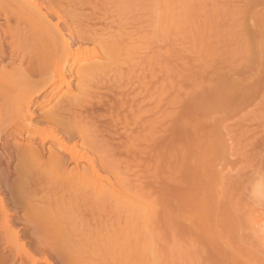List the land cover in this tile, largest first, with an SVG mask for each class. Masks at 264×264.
I'll return each mask as SVG.
<instances>
[{
  "label": "bare ground",
  "instance_id": "obj_1",
  "mask_svg": "<svg viewBox=\"0 0 264 264\" xmlns=\"http://www.w3.org/2000/svg\"><path fill=\"white\" fill-rule=\"evenodd\" d=\"M53 1L0 0V88L4 86L12 87V91L0 95V158H5L9 155L5 149L7 146V141L13 135L20 142L25 139L29 141L39 140V143L42 145V147H45L48 142H51L53 148L60 151L59 153H51L48 158H46L39 152L38 148L29 147V149L27 148L26 150L19 149L17 156L19 157L20 161L17 165V169L15 170V177L13 178V181H11V178L8 177V174H4L0 177V181L4 182L5 184L0 185V264H40L41 261H43V259L38 260V258H36L33 253L28 251L29 249H27L25 244L26 241H23L25 237L26 239L29 237V241L31 242L32 240V242L35 244L33 245L32 243V246H37L35 243L36 240L34 242L32 239V236H34V233L32 235L30 232L32 229L35 232L38 230L36 228H44V230L43 228H39V230L43 233H40L38 230L40 234L38 239H40V241L41 238L43 239V237H45V235H43V237H41V235L46 233L47 236L52 238L48 239L46 236L47 238H45V240L47 239V241H54V239L55 241H60L59 238L61 239L62 237L64 239L67 237L68 239L69 233L72 231H69L70 228H68L69 230L64 228L66 224L64 227L62 225L63 228H59V224L56 226L57 223L55 227H53L54 225L51 222L55 219V217L51 222H49L53 226L51 227L48 224V226L52 228L51 230L50 228H46L45 224L42 223V219H45L46 216L48 217L50 214H53V212L50 210L45 211L44 209L43 211L41 208H39L41 200H38V204L34 199V194H36L38 186L31 183L32 180L34 181L35 178L40 177L42 172H46V174L50 175L47 176L50 178L52 177V179L61 180L63 184L66 183L65 187L68 188L69 186L71 187V190L74 188V190L76 189L77 192L79 190L80 193H83L81 191L90 190L98 194L99 197L100 195H102V198L104 196V200H107L105 197L108 199L118 198V200H115L116 202L114 201L115 204L119 206L118 208H121V210L124 208L131 210L132 206L137 204L138 201L134 200L132 196L129 197L126 195V199H128L130 202L127 204L128 206L123 203V189L116 185L117 182L114 183V180L121 178L122 175H127V173L128 175H131L132 172V174L136 176L139 173L138 168L140 167L137 165V161H141L143 164L142 156L144 155L146 156V160L148 159L146 162L147 164H145L149 165L150 169L152 167L151 172H148L149 175L156 170L155 175L159 176L157 174L158 170L156 168V163L157 167L160 169V166H158V161L163 159L160 155H158L161 150L159 147L165 146L167 141H169L167 143L169 147L162 149L164 151L168 149L166 151L170 153L168 155L171 156L176 168L173 167V170L170 168L172 172L171 174L173 176V180L170 181L173 184H170L169 187L166 185L165 187V190L166 188H170V193H168V190L167 192L165 190L164 192L162 191L163 195L166 193L169 195L168 196L166 194L165 196L167 199L169 198V202L171 200V205L168 204V202L162 203L171 206L168 214L170 217V226L173 233V239H184L191 241L193 246L187 251L192 254L194 258L199 259L200 264H264V210H255L257 215L254 219H250L248 229H246L243 223L237 218V213L242 209L240 208V200L236 195L240 190L246 189L253 185L256 188H259V192L256 193V196L261 197V195H264V175L262 174L264 172V109L260 108L259 111L255 110L256 112H253L254 114L250 112L252 114L250 119L243 120L242 117L243 114H250L249 109H251L250 107L254 106V102L251 101H255L257 99L258 93H261L260 91L258 92V89H260L261 86L262 88L264 86L263 82L256 83L257 80H264V26H262L264 19L261 17L258 19L256 11L257 6H253L251 10V19L257 20L256 25L247 27L243 33L246 36V52L250 55V58L247 61L248 66L243 69V71L241 70L239 73L237 72V74H235L236 81H234L232 87L228 86L227 88H224L228 91L227 96L230 97V99L232 98V100H235L236 106L234 109H232V112L237 118L240 119L236 125L237 129L234 130V128L233 130H230L233 127L228 128L229 126L226 127V125H223V122L222 125L221 123L218 124L217 122L222 120L219 118L220 115L218 116L220 113L216 111L208 112L205 108L200 106L197 107L195 103H191L192 105L189 107L193 110L189 108V110L186 111V108L188 107H182L185 109V114L183 113L184 117L182 120L181 117L180 119H177L179 120L178 123L175 121L176 119L174 120L175 122H173L177 124L180 123L179 125L175 124L178 134L174 132L175 130L173 133H171L173 129H169L168 133L175 135L177 134V136H168L165 139L164 136H167L164 131V129L167 128L165 125L161 128L162 132L158 130L160 128L157 129V131L161 132L163 137L160 134L159 136L157 135L156 129L154 131V128L159 127V125H157L159 121H155L159 120L157 113L161 110V106H159L160 102L157 101L153 96L151 99H149V103L145 105L144 101H135L134 99L130 98L134 103L129 106L128 102H131V100L127 97V93L125 94V92L129 90L122 91L119 92V95L117 93L116 96H114V98L117 97L116 100L119 101L118 103L116 101L112 102V100L109 98L111 104L108 103L109 100L107 101V104H110L108 105L110 107L108 108V106H106V112H102L99 109V111L102 113L99 112L100 114H98L94 111H91V109H89L91 111L89 112L87 109L90 107V104L95 102L97 99L99 93L98 91L95 98H85V100L83 98L81 102L79 101L81 104L76 106L77 108H72L75 104L74 102L77 101V99H75L77 97L71 93L73 84L71 85V83L67 80L70 78H73V80H81V83H79L80 85L78 84L77 86H79V89L82 87L81 91H84L86 88L84 84L90 80H98L97 78L101 79L100 77L102 76L115 77V74L117 75L115 69H120L119 67H115L117 65L116 61L118 62V60H121L122 58L127 59V57L133 53V51H138L140 46H143V40H141L143 36L140 34L141 38L137 39L135 37L138 36V27H136L138 24L136 25V23L132 24L133 26L129 23L130 27L128 23L127 25L125 23L123 24L128 26V33H125L126 30H123L124 32L122 34L121 30L126 26L123 27L120 23L121 26L119 27L120 29L118 30L117 34L115 31L114 36L112 35L114 32L113 29L116 30L117 27L112 28V30L111 27H109L110 29L107 27L109 31H105L107 32V35H103V29L100 30L101 27L99 28L97 26L100 24L103 25V21L101 22L100 20L101 23L98 24V20L94 19L98 17H95V15L93 17V15L90 14V17L92 16L93 20L95 21L89 20L90 22L88 23V19L85 20L88 24L97 23V30H100L101 34L98 33L96 29H94L95 25H87L86 22L81 24V22L79 23L77 20L80 27L81 25L84 26L85 24V27L89 26L87 29H82L83 27L78 29L80 27H76L77 21H74L76 17L73 16L71 20L66 18V15H63L62 12L54 8L57 4L54 2V5L52 3ZM59 4L61 3H58L57 7H59ZM115 4L120 8H131L135 6L132 5L133 3H125L124 0H118V2ZM93 14L95 13L93 12ZM88 17L89 16L86 18ZM104 21L107 22V20ZM106 22H104V25ZM73 24H75V26H73ZM134 26L136 28H133ZM131 28L135 29L136 32L134 33H137V35H131L133 33V29L131 30ZM110 30L113 32L111 33ZM108 33L110 34L108 35ZM257 63L262 65V70L255 69V65ZM132 72L133 70H129L128 73L132 74ZM111 73L115 74L112 75ZM151 76H153V73H151ZM152 78V81L149 83L155 88L156 83H154L155 81ZM101 80H103V78ZM108 80H111V77L110 79L108 78ZM248 80H251L250 83H252V80L253 82L255 80L256 81L253 83V85L249 84L248 82L249 85L247 86L246 81ZM122 82V80L118 81L120 84ZM244 83H246V85H244ZM260 83H263V85ZM150 84H147V86L149 85L150 87ZM152 86L150 89L153 88ZM154 88L152 90H155ZM49 90L50 94L47 93ZM135 90L133 89L131 91L134 92ZM260 90H262V95L259 94L258 97H264V88ZM96 91L97 90L94 92ZM51 92L54 93L52 96L53 99H59L57 105L59 106L60 104H64V106L61 109H57L56 106L54 108L53 106L49 112L45 113L43 117H40L41 119L39 121L34 122L35 120L32 118L33 113L31 112L32 106L35 105L39 97L43 95H51ZM110 92H113V90H110ZM132 93H129L130 96ZM99 94L101 95V93ZM100 95L98 96V99L102 101L100 104L99 101L97 103L99 105H104L105 103L103 100L106 96L104 95L103 97L101 95V99ZM124 97L129 99L128 102ZM118 98L120 100H118ZM199 99L194 101H202L201 98ZM89 102L91 103L89 104ZM251 103H253V106ZM93 104L95 105V103ZM106 107L103 108V110L106 109ZM156 109L160 110L157 111ZM125 112L129 113L130 117L127 118L128 120L126 119V122L122 120L124 123L119 119L120 123H122H119V125H121V128H119L117 120L118 116H120V114H124ZM182 112L183 111H181L180 115H182ZM66 113H68V115L69 113L70 115L72 113L75 115L74 123L73 121L69 122L67 119V121L61 119L63 118L62 115ZM136 114L150 115L148 116L150 118L146 116L148 119L144 116L149 124L146 128L142 127L145 126L144 121H146L143 120V118L141 119L143 121H141L142 124L140 122L138 124L137 122L138 126H131V124L133 125L135 122L133 119L136 118ZM153 115H155V117L157 116V118H155ZM131 116L135 118L132 119ZM152 116L154 118H152ZM177 118H179V116ZM106 119H108L107 121L110 120V122L104 123L99 121L102 125L100 128V124L98 125L96 120L105 121ZM216 119H218V121ZM247 121L253 124L243 125V122ZM127 122L129 125H126ZM154 123L157 126H155ZM52 124H55V126L56 124H58V126L61 125L64 128L63 133H57L54 130L49 134L46 133V129H52H50ZM92 125H98L99 127H97V129L93 126V129ZM153 125L155 127H153ZM171 125L174 126V124ZM40 126H44L43 129ZM131 127H133V129H131ZM169 127L171 126H168V128ZM222 127H224L223 130L221 129ZM140 129L143 130L141 131ZM165 130L168 131V129ZM163 131L165 133L164 135ZM146 133L148 134L145 135ZM153 133H155L157 139L160 138V140L163 142H160L161 145L159 142V144L156 142L160 140H155ZM97 134L98 136H96ZM100 134L104 135V137H109V139L107 138V141L105 142L104 140L106 138L104 139V137ZM99 135L102 136V139H104L103 142L105 143L102 144V139L100 140L101 137L99 138ZM141 135L143 136V139L146 137V140H149L147 142L144 139L147 146L144 145L145 143L143 139V141L139 140V138L142 137ZM149 136L150 138H148ZM95 138H98V141H95H100V144H97L93 140ZM164 141H166L165 144ZM140 145L145 147H141L140 150ZM107 147L109 149L111 148L110 152L116 153L117 157L118 154H121L125 156L126 160L129 159L128 162H131L132 160L131 163H133L135 161L134 163H137L135 164L137 166L134 168H131L130 166V168H124V170H122L123 168H121V166L123 164L120 167L118 166V164L120 165V161L117 165H114L115 162L112 164V159L109 161V158H104ZM50 148L51 147H49L48 150ZM158 148L159 150H157ZM103 151H105V153H103ZM102 154L105 155L103 156ZM64 157L68 158L70 164L75 163V170L72 169L73 171L71 173L69 172V176V173L65 168L67 166H65V164L68 163L63 165L64 162L62 161V158ZM140 158L142 159L140 160ZM164 159H168L167 156L164 157ZM131 163L130 165H132ZM172 165L173 164L170 165L169 163L168 166L171 167ZM238 165L242 166L239 170L237 168ZM147 168L149 169V167ZM166 169L169 170L168 168ZM165 172L163 171V173ZM171 174L169 173V175ZM138 175L140 177V173ZM131 176L133 177V175ZM8 182L9 185H6ZM10 182L12 183L10 184ZM60 184L62 185V183ZM162 184V186H164V183ZM69 190H67V192ZM59 191L62 192V190ZM5 193L10 194L11 197L15 199L26 200L24 202H26L27 205L29 204V208L27 207L26 211L27 214L24 216L27 219L28 224H24L25 230L23 231L24 233L22 232V234L21 231L17 230L15 227L17 225L14 224L12 219L13 211H11L10 207L6 203L7 201L5 202ZM63 193L65 192L63 191ZM71 193L72 192L69 194ZM73 195L75 194L73 193ZM162 197L163 196H161V198ZM60 198L63 199L65 196ZM68 201H71V199L67 200V202ZM89 202L91 203V201ZM64 203H66V201ZM142 203L143 202H141V204ZM19 204H21V202ZM87 205L88 204H86V206ZM58 210L54 212L58 213ZM121 210H119V214L122 213ZM134 211L135 210H133V212ZM76 214H78V210L76 209L74 211H69L71 219L72 216L75 217ZM56 217V222L59 221L58 223H60L61 221L58 218L62 217V215H58ZM154 217L155 216L152 213L143 212L141 214L132 215L129 222L118 224V229L112 227L115 230L114 233L110 231L112 236L114 237L116 234H118V236L117 238H115L116 236L113 238V242L111 241L112 244L109 242V240L106 241L109 242V246L108 244L102 246V249L99 252L96 250L99 257L103 256L104 258L108 257L109 255L113 256L122 245H126V247L130 249V253L136 260L137 264H150V260L155 254L153 243L156 236H138L136 228L141 224V228H145L150 222H152L153 219H155ZM65 219H67L66 214ZM84 221L83 224L80 223L81 228L78 226L80 231L86 225H84ZM86 221L87 223L91 222L89 220ZM32 226L35 228H32ZM73 227H76V225ZM73 227L71 228L73 231H75L77 227L76 229ZM108 229L110 230L109 226ZM113 229L111 230L113 231ZM85 230L84 233H88L87 231L85 232ZM92 230L94 229L89 231V236L90 233L93 232ZM116 230H118L117 233ZM248 230L253 232L254 237H250ZM38 231H36V233ZM100 231H102V229L98 231L96 230V232L100 233L102 236V233L104 232L102 231L101 233ZM105 233L108 237L109 233L108 235L107 232ZM37 234L35 236H38ZM96 234L93 235V239L96 244L98 243L97 248L99 249L101 248V245H99L101 236H99L100 240L97 242L98 239L96 238L98 236L95 238ZM74 235L76 236L75 232L73 233V236ZM82 236L80 237L82 238ZM38 239L37 241H39ZM89 239L91 240L92 238L89 237ZM89 239L87 240L89 241ZM102 239H104V236ZM58 241L55 242V245L58 244ZM94 241L91 240V243H94ZM51 242L52 241H50V243ZM106 242L104 239L105 244ZM50 243L47 245L49 246ZM104 243H102V245ZM44 244H46V241L45 243L43 242L42 245L44 246ZM90 244L86 245H89L90 247ZM55 245L54 247L56 248L53 249V247H51L52 245H50V248H52V250H57L56 252L59 251L58 249L63 247L61 245V247H59L58 244L59 248H57ZM105 246L107 248L104 250L103 247ZM84 248L87 249L86 253H88V246ZM71 249H73V247H71ZM90 251L92 252V249ZM96 251H94V254H96L95 256L92 254L95 259L97 256V253H95ZM8 252H12V254L7 255ZM74 255L76 254L74 253ZM25 259L26 261H24ZM45 259L46 260H44V262L46 263L47 258ZM90 260H94V258Z\"/></svg>",
  "mask_w": 264,
  "mask_h": 264
},
{
  "label": "rangeland",
  "instance_id": "obj_2",
  "mask_svg": "<svg viewBox=\"0 0 264 264\" xmlns=\"http://www.w3.org/2000/svg\"><path fill=\"white\" fill-rule=\"evenodd\" d=\"M56 1L58 3H61V4H59L60 8L57 7L58 3ZM54 2L57 5H55ZM116 2H118V0H55L52 2L56 6L54 8L56 10H59L60 12H62L63 15H66L65 16L66 18H69L71 20V18H73V16H74L76 18H75V20L74 19H72V20H74V21L78 20L79 23L81 22V24L85 23V22L87 23V21L85 19H88V23H89L90 22L89 20H93V17L95 15V17L99 18V19L94 18V19L98 20V22L97 21L96 22L98 24H100L103 21L102 22L103 25H101V24L97 25V23L93 22L95 20L91 21L95 24H92V23H90V24H91V26L95 25L94 29H96V31L100 34H101L100 30H102V29H103L102 31L108 32L110 29L109 27H111V30H112V28L117 27L116 30L113 29V31H114V32L112 31L113 33L110 30V32L114 36L115 31H116V34L118 33V30L120 29L119 27L121 26V24L123 27H125L127 25V23L128 24L130 23L131 25L136 23V25L138 24V26H136V27H138V29H137L138 36H135V37L138 39V38H141L140 36L142 35L143 36L142 38H144V39L141 38V40H143L142 41L143 46H140V49L138 51L137 50L135 52L133 51V53L130 54L131 56L129 55V57H127V59L122 58L121 60H118V62L116 61L118 66L116 65L115 67L116 68L119 67L120 69L119 70L115 69V71L117 73V75L115 73H113V74H115V77L114 76H106L107 77L106 78L105 76H102L100 78L101 79L103 78V80H101L99 78H97L98 80H90L84 84L86 86V88L84 90L85 92L81 91L82 87H81V89H79V86H77L79 83H81V80H73V78H70L69 80H67L71 83V85L73 84L71 93H73L77 97V98H75V99H77V101L74 102L75 104L73 103L74 106L72 108H77L76 106L81 104V103H79V101L81 102V100H83V98H84V100H85V98H91V97L95 98L97 96L96 94L98 93V91H99V93H101V95L103 97L105 95L108 98L107 99L106 97H104L105 99L103 100L104 103L106 104V105L104 104L106 107V106L111 104L110 99L112 100V102L113 101H116L117 103L119 102L116 100L117 97L114 98V96H116L117 93L119 95L120 94L119 92L127 91V90L131 91L133 89L134 90L136 89L134 92L133 91L125 92V94L127 93V97L129 99L132 98L135 101H144L145 102L144 105H145V104L149 103V99H151V97L153 96L157 101L160 102L159 106H161V108H160L161 110L158 109L160 111L157 113L159 120L156 119L157 121H155V122L159 121L157 124V125H159V127L154 128V131H155V129L157 131V129L160 128L158 130L162 132L161 128L165 125L167 127L165 129H168V131H167L163 128L165 133L167 134V136H164L165 139L168 136L174 137L175 134H171V133H173L174 130H175L174 132L178 134V131L176 129L177 127L175 126V124L179 125L180 123L177 124L179 121L177 119H180V117H181V120H182V118L184 117L183 115L185 114V109H183V108L188 107V108H186V111L189 110V108H190L189 106L192 105L191 103H195V105L197 107L200 106L202 108H205L208 112L216 111V112L220 113V114H218V116L220 115L219 118H221L222 120L218 121L219 118L217 117L218 118V119H216L218 121L217 123L218 124L221 123V125H222V122H223V125H226V127H228V126H229L228 128L233 127L230 130H233L234 128H235L234 130H236L237 129L236 125L238 124L240 119L237 118L235 116V114L232 112V109H234V107L236 106L235 100H232V98L230 99V97L227 96L228 91H227V89H224V88L225 87L227 88L228 86L232 87V84L234 83V81H236L235 80V77H236L235 74H237V72L239 73L241 70L243 71V69H245L248 66L247 61L250 58L249 57L250 55L246 52V44H245L246 36L243 33L245 32V29L247 27H252L253 25H256L257 20L251 19V10H252L253 6H257L256 11H257L258 19L260 17L262 19H264V0H124V2L127 4L133 3L132 5L133 6L135 5L134 7H131V8L130 7L120 8L119 6H116V4H115ZM60 5H62V6H60ZM93 12L95 14H93ZM89 14L93 15V17L91 16L92 17L91 18ZM99 14L103 18V20ZM87 16H89V17L86 18ZM104 16H105V18L106 17L107 18L105 19ZM83 20H84V22H83ZM100 20H101V22H100ZM104 20H107V22ZM78 21H77L78 26L76 25V27H80ZM104 22H106L105 25H108V26H105ZM88 23H87V25H90ZM124 23L126 25H123ZM75 24H73V26H75ZM130 24H129V27H130ZM85 25L84 26L81 25V27H83L82 29H84V28L87 29L89 27V26L85 27ZM96 25L99 28L101 27V29L97 30ZM262 26H264V23L262 24ZM81 27L78 29H81ZM136 27L134 26L133 28H136ZM125 28H123L121 30L122 34L124 32L123 30H126L125 33H128V30H129V29H127L128 26H126ZM133 28H131V30ZM104 32L102 34L107 35V32H105V33ZM132 32H131L132 33L131 35H133V36H134V34L137 35V33H134V32H136L135 29H133ZM129 33H130V31H129ZM109 34L110 33H108V35ZM243 35H244V38H243ZM255 69L256 70H262V65L260 63H257L255 65ZM129 70H133L132 74L128 73ZM151 73H153V76H151ZM110 77H111V80H108V78L110 79ZM152 77H154V78H152ZM151 78L155 81L154 83H156L155 88H154V86H152L149 83L150 81H152ZM117 80L118 81L122 80L123 82L120 84V83H118ZM255 81L253 82V80H252V83H250L251 80L246 81L247 86L249 84L253 85V83H255ZM248 82H249V84H248ZM257 82H263L264 83V80H261V81L257 80L256 83ZM263 83L262 84L260 83V84L263 85ZM86 84H88L89 86ZM147 84H150L155 90H152L153 88L150 89L151 86L149 87V85L147 86ZM244 85H246V83H244ZM263 88H264V86H263ZM263 88L261 86L260 89H263ZM109 89L111 91L113 90V92H110ZM260 89H258V92L260 91L261 93H258V95L259 94L262 95V90H260ZM95 90H97V91L94 92ZM10 91H12L11 86H4V87L0 88V95L6 94ZM52 92H51V95H47V96L43 95V96L39 97L37 99V102L35 103V105L32 106L31 112L33 113L32 118H34V120H35L34 122L39 121L41 119L40 117H43V115H45V113L49 112V110H51L53 106H54V108L56 106L57 109H59V108L61 109L64 106V104H60L59 105L60 107L57 105L59 99H55V98L53 99L52 96L54 93H52ZM81 92H83V93H81ZM128 92L129 93L133 92V93L130 96V94ZM47 93L50 94V90ZM99 93H98V96L100 95ZM258 95H257V99L255 101L254 100L251 101V102H254V106L252 105L253 103H251V105L253 107H250L251 109L248 108L249 113L251 112L252 114H254L253 112L259 111L260 108L264 109V97H261V96L258 97ZM98 96H97V99L99 98ZM102 96H101V99H102ZM128 98L127 99L125 98L127 100V102L129 100ZM154 98H153V100H154ZM199 98H201L202 101H199L200 100ZM97 99L95 100V102H92L94 99L91 101L92 103L89 102V104L90 103L91 104H90V107H88L87 109L88 110L91 109V111H94L95 113H98V114H100L102 112H106L107 107H106V109L103 110V108H105L104 105H99L102 100L100 101L99 99L98 100ZM132 99H130L131 102L130 101L128 102L129 106L134 103V102H132ZM197 99H199L198 102L197 101L195 102L194 100H197ZM118 100H120V99L118 98ZM156 100H155V102H156ZM98 101H99V104L97 103ZM107 101L110 104H107ZM93 103H95V105ZM99 106H101L102 108ZM129 106H128V108H129ZM109 107L110 106H108V108ZM97 108H98V110H97ZM99 109L102 112H100ZM191 110H193V109H191ZM91 111L89 110V112H91ZM181 111H183L182 115H180ZM94 112H92V113H94ZM251 113L250 114H247V113L243 114V116H242L243 120L250 119V117L252 116ZM154 114H156V113H154ZM71 115H70V113H69V115H68V113H66V114L62 115L63 118H61V119L65 120V121L68 120L69 122L73 121V123H74V118H75L74 116L75 115H73V113ZM136 115H137L136 118L131 116L132 119L135 118V119H133V121L136 122V124H135V122L133 123V121L131 120L133 123V125L131 124V126H133V127L136 126L137 122H138V124H139V122L141 123V121H142L141 119L143 118V120H146V121H144L145 126H142V127L146 128L147 125H149L147 122V119L150 118V117H148L150 115L149 114H143V115L136 114ZM144 116H145V118H147V117L148 118L145 119ZM153 116L155 117V115H153ZM153 116H152V118H154ZM178 116H179V118H177ZM129 117H130V114L126 113V112L124 114H120V116H118L117 120H118L119 128H121V125H119L120 120H121V122H123L122 120H124L126 122V119ZM155 118H157V116ZM130 119H129V121H130ZM107 120L108 119H106L105 121L96 120V122L98 123V125L100 124V128H101L102 125L100 122H104V123L110 122V120L109 121H107ZM174 120L177 123H173V122H175ZM151 121H153V120H151ZM128 122H127V124L126 123L125 124L129 125ZM224 122H225V124H224ZM120 124H122V123H120ZM171 124H174V126ZM251 124H253V123H250L249 121L243 122V125H251ZM98 125H96V126L92 125V128H93V126H94V128H97V127H99ZM154 125H155V123H154ZM154 125H153V127L157 126V125H155V126ZM57 126H58V124H56V126H55V124L54 125L52 124L50 127V129L52 128L51 130H47L46 128H44V129H46L45 131L48 134L53 132V130L56 131L57 133H59V132L63 133L64 128L61 125H59L58 127ZM168 126H171V127L168 128ZM40 127L43 129L44 126L43 127L40 126ZM104 127H106V126H104ZM133 127H131V129H133ZM170 128H172L173 130L171 129L172 132L170 131L171 133H168ZM223 128L224 127H222L221 129L223 130ZM159 131H157V135L159 136V134H160L162 136L161 132H159ZM164 131H163V135L165 134ZM147 134L148 133H146L145 135H147ZM177 134L175 135V137L177 136ZM100 135H102V134H100ZM100 135H99V138L101 137L100 138V140H101L102 136L104 137V135H102V136H100ZM96 136H98V134ZM105 136H107V135H105ZM153 136H155L154 137L155 140H160V138L157 139L155 133H153ZM107 138L109 139V137H104L105 140L102 139V141H101L102 144L107 141ZM148 138H150V136ZM97 139L98 138H95L93 140L98 141ZM142 139H143V136L141 138H139L140 141H143L144 139L146 140V137H144L143 140ZM165 139H162V140H165ZM103 140L105 142H103ZM145 140H144L145 144L144 143L143 144L145 146H147L146 145L147 140L146 141ZM167 140H170V139H167ZM99 142H96V143L98 144ZM156 142L160 143L162 141L160 140V141H156ZM165 142L166 141H164V144H165ZM168 142L169 141H167V143ZM167 143H166L167 147H166V145L163 147L161 146V147H159V148H161L160 153H158L159 151L157 152L158 155H160L161 158H163V159L159 158L160 160L158 161V166H160V169L157 167V163H156V168L158 170L157 174L159 176L155 175L156 174L155 173L156 168L154 169L155 172L152 170L153 173H150V175H149L148 172H151L152 167L150 169V166L146 165L147 164L146 162L148 159L146 160L145 155L142 156L143 159L140 158V160L142 159V161H143V164L141 161H139L140 164H142V165H140L138 161H137L138 164L134 163L135 161L133 163H131L132 160H131V162H128L129 159L126 160L124 155L120 154L121 155L120 156L117 153L118 154V157H117L116 153L110 152L111 148L109 149L107 147L106 148L107 150H105L106 153H105V151H103V153L106 154V155L102 154L103 156L105 155L104 158H106V157H107L106 159L109 158L108 159L109 161L112 159V161H111L112 164L115 162L114 165H117L118 162L120 161L119 162L120 165L118 164V166L120 167L123 164L121 166V168H123L122 170H124V168H130V166H131V168H134L137 165L140 166L138 168L139 169L138 172L140 173V177L138 175L139 173L135 176L134 174H132L133 173L132 172L131 175H133V177L130 174L128 175V173H127V175H124V176L122 175L121 178L114 180L115 181L114 183L117 182L116 185H118L119 187H121L123 189V195H122V198H124L123 203H125L127 205L130 202V201H128V199H126V195H128L129 197L132 196V198L134 200L138 201L137 204H134V206H132L131 210L126 209V208L121 210V208H118L119 206H117L115 204V202H116L115 200H118V198L108 199L107 197H105L107 200H104V196L102 198V195L99 194L101 197L100 198L98 196V194H96L95 192L90 191V190L81 191L83 193H80L79 190L77 192V190L76 189L74 190V188H72V190H71V187H69V186H68V188L65 187L66 183L63 184V182H61V180L52 179V177L51 178L48 177L50 175L46 174V172L45 173L42 172V175H40V177H38V178H35L34 181L32 180V183H31V184L38 186L36 194H34L35 195L34 199L37 201V203L41 200L40 201V203H41L40 207H39V205H38V207L41 208L43 211L45 209V211L50 210L53 212V214H50V216H48V217L46 216L45 219H42V223L45 224L46 228H50L48 226V224L51 227L53 225H54L53 227H55V225L57 223L56 226H58V224H59V226H60L59 228H63L66 224V226H70V227L65 226L64 228H67V229L70 228V230L69 229L68 230L69 231L72 230L71 231L72 235H71V233H69V236L67 235L69 240L67 239V237L65 239L63 237L61 239L59 238L60 241L56 240V241H58L57 243L59 244V247H61V246L64 247V248L62 247L63 250H62V248L58 249L59 250L58 251L59 253H58V252H56L57 250H52V248H50V245H52L51 247H53V249L56 248V247H54L55 242H56L55 239H54V241L50 240V241H52L50 243V241L49 240L47 241V239L45 240V238H47V237H48V239H52V238L47 236V233L42 234L41 237H43V235H45V237H43V239L41 238V241L43 240L41 243L40 239H38L40 237L39 228H41V227L36 228L39 230V231L36 230V231H38L37 232L38 234L36 233V231L34 232L32 229V231H30L32 233V235L34 233V236H32L33 237L32 239L34 240V242L36 240L35 243L37 244V246H32V243H33L32 240L30 242L29 237L27 236L28 237L27 239L25 237V239H23V241L24 240L26 241V242L25 241L24 242L26 244L27 249H29L28 251L33 253L36 256V258H38V260L43 259V261H41L40 264H137L136 260L133 258V256L130 253V249L128 247H126V245H124V246L122 245L121 248L113 256L109 255L108 257H104V258H103V256L99 257L96 250H98V252H99V251H101L102 246L107 245L109 242L112 244L113 238L115 236H116L115 238H117V236H118V234H116L118 230H116V233H115L116 235L114 237L112 236V233L115 232V230L113 228L118 229V224H120V223L124 224L125 222H129L132 215L141 214L143 212H149V213L154 214L155 219H153L152 222H150L145 228H141L142 224L139 225V227H137L136 230H137L138 236H142V235L147 236V237L152 236V235L156 236V238L154 239V243H153L155 254H154L153 258H151L150 264H200V260L194 258L192 256V254H190L187 251L189 248H191L193 246L191 244V241H187L184 239H181V240L173 239V233H172V229L170 226V217L168 214L169 209L171 207L170 206L171 200L169 202V198L167 199V197L165 196L167 194L166 193L167 190H168V193H170L169 192L170 188L169 189L166 188V190H165V187H166V185L169 187L170 184L171 185L173 184L171 182L173 180L171 170H173V167L176 168V165H174V162L171 159V156L168 155V154H170L166 151L168 149H166L165 151L162 149V148H168L169 147ZM160 145H161V143H160ZM145 146L140 145V150H141V147H145ZM29 147L30 148L31 147L38 148L39 152L42 155H44L46 158H48V156L51 153H59L60 152L58 149L53 148L51 142H48L45 147H42V145L39 143V140L29 141V140L25 139V140H22L20 142L13 135L7 141V146L5 149L9 155L5 158H0V177L3 176L4 174H8V177H10L11 181H13V178L15 177V170L17 169V167H18L17 165L20 161L19 157L17 156V152L19 149L26 150L27 148L29 149ZM49 147H51V148L48 150ZM159 148L157 150H159ZM108 154H109V156H108ZM165 155L167 156L168 159H164V157H166ZM123 158H124V160H123ZM144 159H145V161H144ZM62 161L64 162V163L62 162L63 165L65 163H68V164H65V166L67 165L66 167L63 166L66 168L68 173L69 172L71 173L73 170H75L74 169L75 163L70 164L68 158L64 157V158H62ZM125 163H126V165H125ZM130 163L132 165H130ZM169 163H170V165L171 164H173V165L171 167H169L168 166ZM135 164H137V165H135ZM161 165H162L163 169H162ZM147 167H149V169ZM241 167H242L241 165H238L237 166L238 170ZM166 168H168L169 170H167ZM170 168H172V169L170 170ZM163 171L164 172L166 171V172L163 173ZM142 172H143V175H142ZM160 172H162V173H160ZM168 172L171 175H169ZM70 173L68 174V176L70 175ZM262 174L264 175V172ZM151 175H153V176H151ZM153 178H155V179H153ZM168 180L169 181L171 180V181L169 182ZM0 183H2L0 185H5L4 182H2V181H0ZM11 183L12 182H10V184ZM60 183H62V185ZM162 183H164V186H162L163 185ZM165 183H167V184H165ZM148 184L151 186H149ZM6 185H9V182ZM59 190H62V192ZM67 190H69V191L67 192ZM164 190L166 191L165 192L166 194L163 195L162 191L164 192ZM63 191L66 194L63 193ZM70 192H72V193L69 194ZM160 192H161V194H160ZM257 192H259V188H256L253 185V186H250L246 189L240 190L236 194L238 199L240 200V208L242 209L240 212L237 213V218L239 221H241L243 223V225L246 227V229H248V224H249L250 219L251 218L254 219L255 216L257 215L255 210H260V211L264 210V195H261V197L256 196ZM73 193L75 195H73ZM70 195H71V197H70ZM160 195L163 197L161 198ZM64 196H65V198H63ZM4 197H5V202L7 201L6 203L10 207L11 211L14 212V213L12 212V214H13L12 219H13L14 224L17 225L15 227L17 228V230L21 231V234H22V232L25 230L24 224H28V221L24 216H25V214H27L26 211H27V207L29 208V204L27 205V203L24 202L26 200L15 199V198L11 197L10 194H7V193H5ZM60 197H62L63 199H61ZM67 197H69V198H67ZM164 197H166V198H164ZM36 198H38V199H36ZM14 199L16 201L17 200L18 201L20 200V201L19 202L17 201L18 202L17 203ZM45 199H47V200H45ZM70 199H71V201L67 202V200H70ZM22 201L24 202V204L26 203L25 204L26 206L24 204L22 205V203H23ZM63 201L64 202L66 201V203H69V204H66ZM78 201H79V203H78ZM89 201H91V203ZM20 202H21V204H19ZM84 202H86V203H84ZM141 202H143L144 204L143 203L141 204ZM162 202H165V203L168 202V204H170V205L162 203ZM81 203H83V204H81ZM86 204H88V205L86 206ZM75 209L78 210V214H76L75 217L72 216V219H71V216L69 215V211H71V210L74 211ZM118 209L122 211L121 214H119L120 211ZM57 210H58L59 214L57 212H54ZM133 210H135V211L133 212ZM76 213H77V211H76ZM79 213H81V214H79ZM82 213H84V214H82ZM65 214H66L67 219H65ZM58 215L59 216L62 215V217L58 218L61 221L60 223H58L59 221L56 222L57 221L56 216H58ZM84 216H86V217H84ZM54 217H55V219L53 220ZM88 218H90V219H88ZM110 218H111V220H110ZM80 219L82 220V222ZM85 219L89 220L91 222L87 223V221ZM54 221H55V224H54ZM71 221H73V222H71ZM83 221H84V225L86 224L85 225L86 227L84 226L86 230L84 229V227L82 225L83 228L80 231L79 227L81 228V224H83ZM49 222H51L53 225H51ZM87 224L90 228L87 226ZM114 224H115V227H114ZM62 225H63V227H62ZM75 225H76L77 229H76V227H73ZM116 225H117V227H116ZM108 226H109L110 230L108 229ZM71 227L75 228L76 230L74 229L75 231H73V229ZM106 227L108 230L106 229ZM32 228H35V227L32 226ZM51 229L52 228H50V230ZM91 229H94L92 231L93 232L95 231V232L94 233L91 232L90 236H89L88 233H89V231H91ZM101 229L104 232V233H102V231H100L103 234L102 236L100 233L96 232V230L98 231ZM104 229H105V231H104ZM111 229H113V231ZM43 230H44V228H43ZM77 230H79V231L76 232ZM84 230H85V232L86 231L88 232V233H86L87 235L84 233ZM41 232L42 231H40V233ZM74 232L76 234V236L74 235L75 237L73 236ZM105 232H107V235L109 233L108 237L106 236ZM248 233H249L250 237H254V234L252 231L248 230ZM36 234L38 236H35ZM95 234H96L95 238L98 236L96 238V239H98L97 242H99V240H100L99 236H101V241L99 242V245H101V248H99V249L97 248L98 243L96 244V242L93 239L94 238L93 235H95ZM79 235L82 236L83 239ZM30 236H31V234H30ZM84 236H85V238H84ZM88 236L90 238H92L91 240L94 241V243L93 242L91 243V240L89 239ZM91 236H93V237H91ZM103 236H104L105 242L107 240H109V242H106V244L104 243V239H102ZM35 237L39 241H37V239ZM111 237H112V239H111ZM87 239H89V241ZM44 240L46 241V244H44V246H43L42 245L43 242L45 243ZM81 240L82 241L84 240V241L82 242ZM37 242H39V243H37ZM47 242L50 243L49 246L47 245L48 244ZM114 242H116V241H114ZM102 243H104V244L102 245ZM58 244L55 245V246H57V248H59ZM86 244H90L91 248L89 247V245H86ZM92 244H94V245H92ZM33 245H35V244L33 243ZM45 246H48V247H45ZM70 246L73 247L74 250L71 249ZM87 246L89 248L88 253L90 254V256L88 253H86L87 249L84 248ZM108 246H109V244H108ZM105 248H107V247L106 246L103 247L104 250H105ZM81 249H82V251H81ZM91 249H92V252L90 251ZM94 251H96L95 253H97L96 259L94 257L96 255V254H94ZM74 253L76 255H74ZM8 254H12V252H8L7 255ZM45 258H47L46 263L44 262V260H46ZM93 258L95 261L90 260ZM24 261H26V259Z\"/></svg>",
  "mask_w": 264,
  "mask_h": 264
}]
</instances>
